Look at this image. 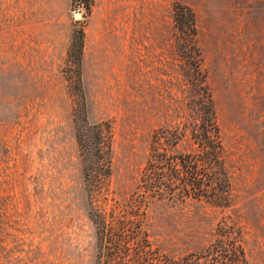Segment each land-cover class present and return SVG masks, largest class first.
I'll return each mask as SVG.
<instances>
[{
    "label": "rangeland",
    "instance_id": "1",
    "mask_svg": "<svg viewBox=\"0 0 264 264\" xmlns=\"http://www.w3.org/2000/svg\"><path fill=\"white\" fill-rule=\"evenodd\" d=\"M92 1L0 0V264H100L90 211L129 198L153 132L191 115L177 5L196 17L232 203L155 201L145 227L178 258L209 246L227 221L249 263L264 264V0ZM81 30L88 119L111 131L102 195L84 172L74 124L79 69L69 54Z\"/></svg>",
    "mask_w": 264,
    "mask_h": 264
},
{
    "label": "trees",
    "instance_id": "2",
    "mask_svg": "<svg viewBox=\"0 0 264 264\" xmlns=\"http://www.w3.org/2000/svg\"><path fill=\"white\" fill-rule=\"evenodd\" d=\"M92 2L85 0L87 9ZM174 13L182 68L190 87L187 105L191 115L183 125L153 132L147 164L129 198L115 200L109 209L105 199L104 205L90 211L100 264H250L241 230L227 221L219 223L215 240L209 246L178 258L156 248L145 227L148 206L155 201L196 199L220 207L232 203L226 149L197 45L196 17L182 5H177ZM83 47L81 30L76 33L69 54L79 69L74 124L84 172L102 195L112 176L111 131L105 123L89 122L86 95L81 87ZM183 143L189 144L188 149H180Z\"/></svg>",
    "mask_w": 264,
    "mask_h": 264
},
{
    "label": "water",
    "instance_id": "3",
    "mask_svg": "<svg viewBox=\"0 0 264 264\" xmlns=\"http://www.w3.org/2000/svg\"><path fill=\"white\" fill-rule=\"evenodd\" d=\"M75 18L76 19H81L82 18V14L78 11L75 13Z\"/></svg>",
    "mask_w": 264,
    "mask_h": 264
}]
</instances>
